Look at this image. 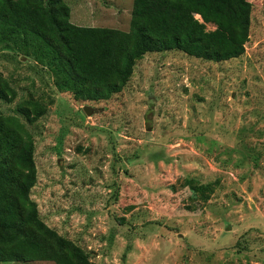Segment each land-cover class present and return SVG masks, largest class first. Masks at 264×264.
Masks as SVG:
<instances>
[{
    "label": "rangeland",
    "instance_id": "rangeland-1",
    "mask_svg": "<svg viewBox=\"0 0 264 264\" xmlns=\"http://www.w3.org/2000/svg\"><path fill=\"white\" fill-rule=\"evenodd\" d=\"M62 1L76 25L129 29L133 0ZM248 1L242 55L147 52L106 100H76L31 57L0 47V76L17 90L0 114L28 97L46 105L27 123L30 197L91 261L264 264V0Z\"/></svg>",
    "mask_w": 264,
    "mask_h": 264
},
{
    "label": "trees",
    "instance_id": "trees-1",
    "mask_svg": "<svg viewBox=\"0 0 264 264\" xmlns=\"http://www.w3.org/2000/svg\"><path fill=\"white\" fill-rule=\"evenodd\" d=\"M69 11L62 0H0V47L31 57L58 91L82 101L120 92L147 52L180 50L219 62L242 55L249 39L248 0H133L127 31L76 25ZM208 23L214 28L207 30ZM16 96L0 76V101ZM45 112L46 105L28 97L13 113L0 114V261L98 264L49 227L30 197L36 167L27 123Z\"/></svg>",
    "mask_w": 264,
    "mask_h": 264
}]
</instances>
